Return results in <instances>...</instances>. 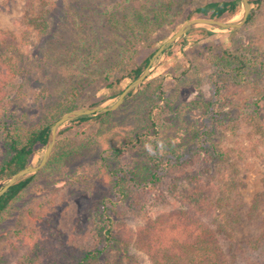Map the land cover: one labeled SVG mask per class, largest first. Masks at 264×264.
Returning a JSON list of instances; mask_svg holds the SVG:
<instances>
[{"label":"rangeland","instance_id":"obj_1","mask_svg":"<svg viewBox=\"0 0 264 264\" xmlns=\"http://www.w3.org/2000/svg\"><path fill=\"white\" fill-rule=\"evenodd\" d=\"M28 1L0 0V40L12 44L10 50L15 53H10L15 54L19 65L16 73H8L11 83L5 86L1 95L5 102L0 104V116L10 109L9 113L13 110L25 126L38 125L77 108L93 107L90 103L94 100H103L99 104L105 105L118 100L122 93L120 89L124 90L132 82L129 77L113 86L98 80L89 83L76 70L80 61L71 58L70 53L77 36L75 23L83 16V5L94 6L100 14L127 5V0H49L50 27L45 35L25 23ZM158 1L129 0L128 3L139 6ZM208 1L211 0H173L174 21L158 29L152 38V49H158L183 23L199 17L196 8ZM236 1L240 2V10L225 20L242 16V1ZM251 11L255 12L254 18L236 31L204 27L182 36L173 47L158 56L160 63L126 100L137 96L145 85L150 86V95L161 92V132L150 150L160 156L157 147L165 144L171 134L179 133L188 138V149H183L182 154L186 160L193 158L196 164L182 167L165 161L160 166L159 183L131 187L127 200L113 201L111 198L107 201L116 227L136 231L160 214L180 207L179 196L189 187L188 179L194 172H200L204 181H211L215 187L233 173L230 176L236 179L237 189L232 191L229 208L232 212L235 208L239 215L233 216L231 212L221 216L218 215L221 210H218L211 218L217 226L228 224L223 241L233 264L259 260V254H264L263 247L254 253L250 249V240L261 231L264 216V145L258 141L259 135L253 131L246 115L254 96L257 97L256 87H264V79H258V74H250L249 80L239 85L221 57L225 49L249 52L256 48L264 58V0H253ZM92 18L96 28L105 23L104 16ZM103 36V47L115 44L113 36ZM119 42H124L123 36ZM152 49L141 47L137 61L142 62ZM0 60L3 59L0 57ZM73 102L77 108L70 109ZM123 104L104 123L92 121L84 127L74 124L65 148L60 147L65 155L33 173L32 185L10 217L0 225V254L8 250V240L15 236L16 229L33 226L34 216L60 219L59 226L71 236L70 245L61 247L64 250L79 252L97 247L93 208L96 202L110 197L109 166L115 160L124 164L130 155L127 151L119 159L114 155V149L123 146L121 142L136 123L134 103L125 108ZM70 125V121L64 123L61 130ZM59 138L60 134L56 144ZM191 138L195 141H190ZM198 140L205 141L209 148L216 146L227 151L234 159L225 165L206 162L205 150L196 149L200 145ZM45 148L46 144L39 146L31 162H39ZM62 151L59 149L58 153ZM257 201L259 207L252 214V206ZM60 240L59 245L63 243V239ZM130 254L132 257L127 258L125 264H151L148 254L135 244H132ZM106 256L104 264H113L114 254L112 258Z\"/></svg>","mask_w":264,"mask_h":264},{"label":"trees","instance_id":"obj_2","mask_svg":"<svg viewBox=\"0 0 264 264\" xmlns=\"http://www.w3.org/2000/svg\"><path fill=\"white\" fill-rule=\"evenodd\" d=\"M128 1L127 5L118 7L115 11L107 9L100 14L94 6L85 4L81 7L83 16L75 23L77 36L70 57H76V60L80 61L78 64L80 68L76 70H79V74H82L89 83L98 80L113 86L124 77L135 80L157 50L152 49L153 36L159 28L174 21L173 0L143 3L139 6L130 5ZM48 2L49 0H29L26 10L25 23L41 35L47 34L50 27L51 7H47ZM239 10L240 2L236 0H211L197 7L195 11L200 16L225 20L236 15ZM254 15L255 12L251 11L247 22L251 21ZM101 16L105 17V23L96 28L92 17L102 19ZM103 34L113 36V41L119 45L103 47L105 42ZM121 36L124 42H119ZM2 41L0 40V57L3 59L0 60L3 63L0 66V104L5 102L1 97L5 86L8 87L11 83L8 81L10 80L8 73H16L19 67L18 60L13 54L15 51L10 50L13 49L12 44ZM141 47L152 50L142 62H138L136 56ZM255 49L249 52L242 49H225L222 53L221 57L228 67V72L234 74L239 85L249 80L250 74H258V79H264V58L260 50ZM260 87H256L257 97L254 96L246 115L253 131L259 135L258 141L264 145V87ZM149 89L150 86H143L137 96L123 104L125 108L128 104L134 103L136 123L121 142L123 146L114 149V155L119 159L127 151L130 155L124 164L115 160L113 165L109 166L108 173L112 185L110 197L96 202L93 208L97 247L79 252L64 250L62 248L65 245H70L71 236L59 226L60 219H54L52 216H34L36 219L32 227L15 230V236L8 240V250L0 254V264H104L105 256L112 258L113 254V264H125L127 258L132 257L130 254L132 244L148 254L151 264H233L223 241V232L228 224L219 223L218 227L214 224L215 221L213 222L214 218H211L218 210H221L218 213L221 216L232 212L229 208L231 194L235 191L233 189H237L236 179L230 176L234 175L233 173L228 175L224 183L215 187L211 181H204L200 172H194L188 179L189 187L184 188L182 195L179 196L181 206L160 214L139 230H122L114 223L111 210L107 206V201L111 198L113 201L127 200L131 187L159 183L160 166L165 161L182 167L196 164L193 158L186 160L182 154L183 149H188L186 142L188 138H183L179 133L171 134L165 144L157 147L160 156L150 150V145L155 143L161 132L159 115L163 111L160 104L163 96L161 92L156 96L150 95ZM120 91L123 92V89ZM102 101L94 100L90 105L96 106ZM69 108L77 106L74 103ZM4 111L0 116V182L31 162L36 149L47 143L50 128L57 119L53 116L42 124L25 126L23 120L16 118L13 110L10 113V109ZM114 112L113 110L95 116L85 115L70 120L71 125L61 130L55 150L45 167L65 155L61 145L65 148V142L74 124L84 127L92 121L104 123ZM190 141L195 140L191 138ZM198 144L201 149L199 147L196 149L205 150L208 163L216 161L225 165L234 159L230 153L216 146L209 148L205 141L198 140ZM59 149L62 152L58 153ZM34 178L35 174L25 177L0 196V225L10 217ZM258 203L257 201L252 206V214L258 209ZM236 214L239 215L233 208L232 215ZM261 223V231L250 240V249L253 253L262 247L264 251V216ZM60 238L63 239V243L59 245ZM258 259L248 260L245 264H264V254H259Z\"/></svg>","mask_w":264,"mask_h":264},{"label":"water","instance_id":"obj_3","mask_svg":"<svg viewBox=\"0 0 264 264\" xmlns=\"http://www.w3.org/2000/svg\"><path fill=\"white\" fill-rule=\"evenodd\" d=\"M241 1L243 5V13L242 16L238 19L224 20V19H216L212 17L199 16L189 19L188 21L183 23L177 29V31L156 50V52L151 57L148 65L144 68V70L139 74V76L135 80H133L123 90V92L119 95L118 100H116L112 104H108V105L99 104L93 107L77 108L69 112H66L61 117H59L52 124L50 128L45 152L42 158L37 163L30 162L23 169L19 170L9 178L4 179L0 183V196H2L12 185L24 179L25 177L33 173H36L48 163L64 123L81 116H85V115L94 116L100 113H106L117 109L141 87L144 80L151 74L153 68L160 63V60L159 61L157 60L158 56L163 52H166L168 48L173 47L182 36L197 28L215 27L219 29H226L228 31H236L239 28H241L243 25H245L248 21V17L252 9V3L250 0H241Z\"/></svg>","mask_w":264,"mask_h":264}]
</instances>
